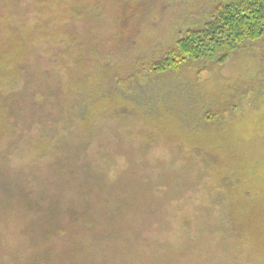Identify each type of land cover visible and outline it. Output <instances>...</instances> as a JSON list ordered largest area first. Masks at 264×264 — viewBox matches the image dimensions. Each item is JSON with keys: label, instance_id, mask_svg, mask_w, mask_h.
I'll return each mask as SVG.
<instances>
[{"label": "rangeland", "instance_id": "obj_1", "mask_svg": "<svg viewBox=\"0 0 264 264\" xmlns=\"http://www.w3.org/2000/svg\"><path fill=\"white\" fill-rule=\"evenodd\" d=\"M216 5L0 0V263L264 264V35L147 73ZM216 179H249L237 227Z\"/></svg>", "mask_w": 264, "mask_h": 264}, {"label": "trees", "instance_id": "obj_2", "mask_svg": "<svg viewBox=\"0 0 264 264\" xmlns=\"http://www.w3.org/2000/svg\"><path fill=\"white\" fill-rule=\"evenodd\" d=\"M264 35V0H217V5L213 8L209 20L205 22L202 27L193 29L186 32V34L177 39L174 46L168 49L161 59L152 62L147 67V73L149 76L156 77L158 75H166L169 73H177L181 67L187 62H213L223 64L233 53L242 50L246 43L254 42L259 40ZM11 116H18V110L15 108H9L6 110ZM217 113V112H216ZM216 113L206 114L204 117V124H208L212 117ZM41 134H38V136ZM90 141V140H89ZM68 144V142H66ZM61 158H55V166L59 167L62 163ZM24 173L21 168L19 169ZM25 174V173H24ZM11 178H6L10 181L20 179L15 178L13 174H10ZM222 180V181H220ZM228 179H216V185L219 186L220 190H223V194L219 192L217 199L214 200L213 204L220 202L219 194L223 195V202H228L231 207L230 213L225 217L224 223L230 224L232 227H237L242 223V217L235 213L236 207H240L241 200L240 196L247 194V185L249 179H234L235 181L228 182ZM81 187L86 186L87 189L81 191L80 196L88 197L89 201L99 197L101 190L98 187L99 193L96 191V195H92L94 190L89 179L82 178L81 180L74 181ZM19 187H15V190ZM95 191V190H94ZM71 193L72 192H65ZM74 193V192H73ZM4 194V198H6ZM15 195V194H14ZM63 196V195H62ZM61 196V197H62ZM72 207H84L86 203L73 202L69 203ZM243 206V204H241ZM82 214L86 211L79 210ZM240 217V218H239ZM85 229L81 234V238L89 237L93 233L91 231V223L84 224ZM6 229V228H5ZM1 233H4L1 229ZM62 233V231L60 232ZM5 234V233H4ZM2 235H0L1 237ZM23 237V235H22ZM58 236H54L53 239ZM25 238V237H23ZM53 243L57 246L56 240ZM53 246H46L42 250L45 255H53ZM22 250L16 249L12 258L10 259L11 264H21L22 260L25 264H28L27 258L22 259ZM46 257H40L35 260L34 264H46ZM54 260V258H53ZM55 264L57 261H54ZM9 262L7 264H10ZM4 264V263H0ZM63 264H70V261H65Z\"/></svg>", "mask_w": 264, "mask_h": 264}]
</instances>
